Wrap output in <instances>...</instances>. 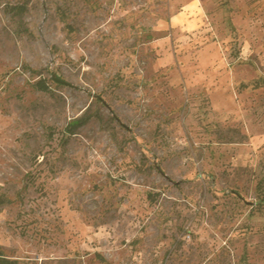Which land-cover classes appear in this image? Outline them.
I'll list each match as a JSON object with an SVG mask.
<instances>
[{"label": "rangeland", "instance_id": "1", "mask_svg": "<svg viewBox=\"0 0 264 264\" xmlns=\"http://www.w3.org/2000/svg\"><path fill=\"white\" fill-rule=\"evenodd\" d=\"M198 2L0 0V259L264 264V0Z\"/></svg>", "mask_w": 264, "mask_h": 264}, {"label": "trees", "instance_id": "2", "mask_svg": "<svg viewBox=\"0 0 264 264\" xmlns=\"http://www.w3.org/2000/svg\"><path fill=\"white\" fill-rule=\"evenodd\" d=\"M39 87V89H41L42 91H48L49 89L47 88V86H45V85H38ZM85 123V121H83V120H79V121H77V124H76V127L77 126H81V125H83ZM71 128H74V127H71ZM70 131H71V129H70ZM0 264H16L15 262H12V261H9V260H7V259H0Z\"/></svg>", "mask_w": 264, "mask_h": 264}, {"label": "crops", "instance_id": "3", "mask_svg": "<svg viewBox=\"0 0 264 264\" xmlns=\"http://www.w3.org/2000/svg\"><path fill=\"white\" fill-rule=\"evenodd\" d=\"M185 1L186 3H184L182 9H189V8L198 9V4H199L198 0H185ZM174 18L179 20L177 16H175Z\"/></svg>", "mask_w": 264, "mask_h": 264}]
</instances>
